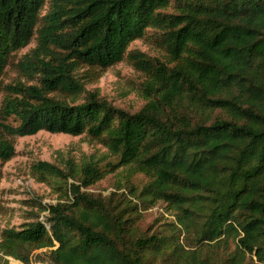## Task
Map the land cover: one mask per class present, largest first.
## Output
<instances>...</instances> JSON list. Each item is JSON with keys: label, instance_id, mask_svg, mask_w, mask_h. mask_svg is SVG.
<instances>
[{"label": "trees", "instance_id": "obj_1", "mask_svg": "<svg viewBox=\"0 0 264 264\" xmlns=\"http://www.w3.org/2000/svg\"><path fill=\"white\" fill-rule=\"evenodd\" d=\"M33 40L27 84L3 86V132L85 135L111 160L33 164L59 198L24 203L0 264H264V0H0V88ZM118 63L143 78L134 113L86 90Z\"/></svg>", "mask_w": 264, "mask_h": 264}, {"label": "rangeland", "instance_id": "obj_2", "mask_svg": "<svg viewBox=\"0 0 264 264\" xmlns=\"http://www.w3.org/2000/svg\"><path fill=\"white\" fill-rule=\"evenodd\" d=\"M33 40L30 45L15 54L12 64L6 67L1 78L0 104L4 91L3 86L15 84L20 81L27 84L26 79L16 67L22 56L35 47ZM130 49H138L144 53L155 55L146 41L137 40L130 44ZM143 81L142 76L126 63H118L101 73L93 82L86 85L89 92L97 94L116 108L129 113L138 111L144 101L138 96L136 90ZM1 123H11L3 122ZM7 139L13 143L14 155L6 162L0 161V233L4 228L18 227L23 223L28 208L24 205L31 198H40L44 204H54L59 198L57 189L49 184L40 182L33 176L32 165L37 162H48L60 165L58 158H71L75 161L93 158L102 164L111 160L106 148L90 140L85 135L72 136L63 133H48L40 131L26 137L12 138L7 136L0 127V140ZM139 178L136 180L139 182ZM120 177L109 174L92 190L107 194L112 185ZM163 212L160 205L144 213L145 225L153 224L159 214ZM10 264H23L13 258H6ZM31 264H39L32 262Z\"/></svg>", "mask_w": 264, "mask_h": 264}]
</instances>
